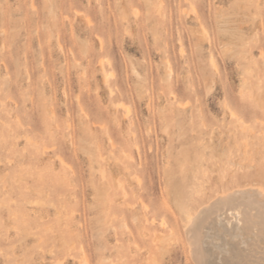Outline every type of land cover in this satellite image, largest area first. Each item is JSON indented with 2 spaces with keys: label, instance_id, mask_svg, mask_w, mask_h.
<instances>
[{
  "label": "rangeland",
  "instance_id": "1",
  "mask_svg": "<svg viewBox=\"0 0 264 264\" xmlns=\"http://www.w3.org/2000/svg\"><path fill=\"white\" fill-rule=\"evenodd\" d=\"M249 186L264 0H0V264H195L187 214Z\"/></svg>",
  "mask_w": 264,
  "mask_h": 264
},
{
  "label": "bare ground",
  "instance_id": "2",
  "mask_svg": "<svg viewBox=\"0 0 264 264\" xmlns=\"http://www.w3.org/2000/svg\"><path fill=\"white\" fill-rule=\"evenodd\" d=\"M185 232L195 264H264V189L218 194L187 214Z\"/></svg>",
  "mask_w": 264,
  "mask_h": 264
}]
</instances>
